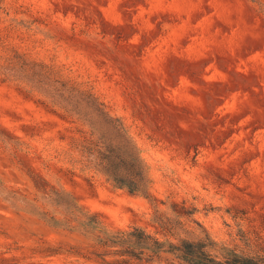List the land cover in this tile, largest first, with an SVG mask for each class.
I'll list each match as a JSON object with an SVG mask.
<instances>
[{
	"label": "rangeland",
	"instance_id": "1",
	"mask_svg": "<svg viewBox=\"0 0 264 264\" xmlns=\"http://www.w3.org/2000/svg\"><path fill=\"white\" fill-rule=\"evenodd\" d=\"M48 78L82 85L121 120L150 197L50 162L79 135ZM51 188L110 232L264 258V0H0V264H115L37 216Z\"/></svg>",
	"mask_w": 264,
	"mask_h": 264
},
{
	"label": "trees",
	"instance_id": "2",
	"mask_svg": "<svg viewBox=\"0 0 264 264\" xmlns=\"http://www.w3.org/2000/svg\"><path fill=\"white\" fill-rule=\"evenodd\" d=\"M47 86L54 94L51 103L62 111L64 118L73 125L79 138L71 139L67 150H58L50 162L70 166L101 175L115 189L126 190L132 195L148 197V171L129 131L120 119L105 111L90 90L72 81L48 78ZM106 123L103 134L98 122ZM102 131V130H101ZM37 216L50 226L81 232L90 236L104 250L96 254L103 262L114 258L115 264H152L169 258L170 264H264V258L249 256L227 247L213 254L205 241L181 238L173 234V240H160L140 228L110 232L98 214H90L77 200L63 189L47 190ZM168 219L161 213L154 224L165 230Z\"/></svg>",
	"mask_w": 264,
	"mask_h": 264
}]
</instances>
